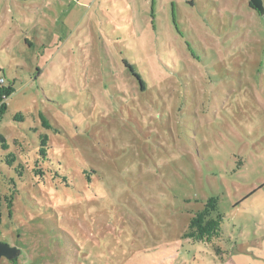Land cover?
Listing matches in <instances>:
<instances>
[{"label": "rangeland", "instance_id": "374dc122", "mask_svg": "<svg viewBox=\"0 0 264 264\" xmlns=\"http://www.w3.org/2000/svg\"><path fill=\"white\" fill-rule=\"evenodd\" d=\"M249 2L0 0V242L18 250L0 264H217L183 238L212 196L225 240L264 237V0Z\"/></svg>", "mask_w": 264, "mask_h": 264}, {"label": "trees", "instance_id": "16d2710c", "mask_svg": "<svg viewBox=\"0 0 264 264\" xmlns=\"http://www.w3.org/2000/svg\"><path fill=\"white\" fill-rule=\"evenodd\" d=\"M13 92L14 89L12 85L5 86L4 83H0V118L5 111L6 101L13 94ZM42 126L46 129L51 128L46 120H42ZM0 140L5 143L2 138H0ZM48 142L49 141L47 135H41L39 137V150L37 153L38 156L42 158L47 157V152L49 151ZM2 147L4 150L6 149V146ZM2 163H4L6 166L11 167L12 164L16 163V159L12 154L7 155L3 158ZM24 171L25 168L20 163H17V165L13 168V173L19 178L22 177ZM33 172L36 177H40V179L43 178V173L41 170L35 169ZM13 187L15 188L14 184ZM12 201L13 195H11L10 197H3L2 199L0 198V226L2 225L5 211L10 218L12 217ZM225 218V215L218 213L217 197L212 196L206 200L202 210L197 211L190 218L187 231L184 232L183 238L200 248L213 251L215 257L212 259L214 262H218L227 253L226 248L222 247L221 242H224V245L228 244L230 247L235 245L234 243H231L230 239L226 238L225 240V237L221 230V226Z\"/></svg>", "mask_w": 264, "mask_h": 264}, {"label": "crops", "instance_id": "0c3cea01", "mask_svg": "<svg viewBox=\"0 0 264 264\" xmlns=\"http://www.w3.org/2000/svg\"><path fill=\"white\" fill-rule=\"evenodd\" d=\"M234 244L226 249L227 253L220 261L214 263L264 264V237L255 235L253 243H251V239H241V243L234 241ZM256 247L259 249H256Z\"/></svg>", "mask_w": 264, "mask_h": 264}, {"label": "water", "instance_id": "95a60500", "mask_svg": "<svg viewBox=\"0 0 264 264\" xmlns=\"http://www.w3.org/2000/svg\"><path fill=\"white\" fill-rule=\"evenodd\" d=\"M249 5L253 10L263 14L261 0H250ZM17 256L18 250L16 248L0 242V260L2 258L14 260Z\"/></svg>", "mask_w": 264, "mask_h": 264}, {"label": "built area", "instance_id": "2783aa9c", "mask_svg": "<svg viewBox=\"0 0 264 264\" xmlns=\"http://www.w3.org/2000/svg\"><path fill=\"white\" fill-rule=\"evenodd\" d=\"M0 83H1V84L4 83L2 79H0Z\"/></svg>", "mask_w": 264, "mask_h": 264}]
</instances>
